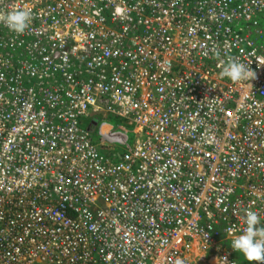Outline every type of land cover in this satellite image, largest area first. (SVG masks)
I'll return each instance as SVG.
<instances>
[{
    "label": "built area",
    "instance_id": "obj_1",
    "mask_svg": "<svg viewBox=\"0 0 264 264\" xmlns=\"http://www.w3.org/2000/svg\"><path fill=\"white\" fill-rule=\"evenodd\" d=\"M14 7L32 19L0 23V264H248L231 241L264 221V0ZM233 59L254 75L223 76ZM99 116L132 147L102 151Z\"/></svg>",
    "mask_w": 264,
    "mask_h": 264
},
{
    "label": "clouds",
    "instance_id": "obj_2",
    "mask_svg": "<svg viewBox=\"0 0 264 264\" xmlns=\"http://www.w3.org/2000/svg\"><path fill=\"white\" fill-rule=\"evenodd\" d=\"M32 19L30 10L11 8L6 14H0V23L10 31L23 34L29 27ZM223 76L234 82L248 80L254 75L253 70L236 60H230L223 66ZM246 227L243 232L231 241V248L242 253L248 264H264V221L256 212L246 211L244 215ZM175 264H184L182 259H177Z\"/></svg>",
    "mask_w": 264,
    "mask_h": 264
},
{
    "label": "rangeland",
    "instance_id": "obj_3",
    "mask_svg": "<svg viewBox=\"0 0 264 264\" xmlns=\"http://www.w3.org/2000/svg\"><path fill=\"white\" fill-rule=\"evenodd\" d=\"M106 122L109 123L111 126H113L115 131H120V127L121 126H126V124H124V122H122L121 120L115 118V117H108V118H104L103 116H99V128L102 127V124ZM87 124L86 122L82 125L83 128H86ZM129 128V132H128V144L125 146L123 144H119V143H114L109 145L110 149H115L117 151H122V150H127L129 147H132V144H134L135 141V136L134 134L131 132V127ZM97 139V138H96Z\"/></svg>",
    "mask_w": 264,
    "mask_h": 264
},
{
    "label": "crops",
    "instance_id": "obj_4",
    "mask_svg": "<svg viewBox=\"0 0 264 264\" xmlns=\"http://www.w3.org/2000/svg\"><path fill=\"white\" fill-rule=\"evenodd\" d=\"M94 130V133L97 138V142L100 144L101 150L104 152L109 151V145L106 144V142L103 140V137L101 135V127L99 128V122L94 123V125L91 127ZM110 152V151H109Z\"/></svg>",
    "mask_w": 264,
    "mask_h": 264
},
{
    "label": "bare ground",
    "instance_id": "obj_5",
    "mask_svg": "<svg viewBox=\"0 0 264 264\" xmlns=\"http://www.w3.org/2000/svg\"><path fill=\"white\" fill-rule=\"evenodd\" d=\"M108 129H109L108 126H104V127H103V131H107Z\"/></svg>",
    "mask_w": 264,
    "mask_h": 264
},
{
    "label": "water",
    "instance_id": "obj_6",
    "mask_svg": "<svg viewBox=\"0 0 264 264\" xmlns=\"http://www.w3.org/2000/svg\"><path fill=\"white\" fill-rule=\"evenodd\" d=\"M95 123H98V120H96V122Z\"/></svg>",
    "mask_w": 264,
    "mask_h": 264
}]
</instances>
